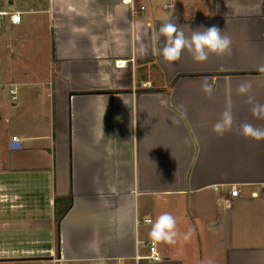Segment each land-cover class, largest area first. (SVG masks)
I'll return each instance as SVG.
<instances>
[{
  "label": "crops",
  "instance_id": "0c3cea01",
  "mask_svg": "<svg viewBox=\"0 0 264 264\" xmlns=\"http://www.w3.org/2000/svg\"><path fill=\"white\" fill-rule=\"evenodd\" d=\"M159 1L48 0L52 100L46 112L12 103L21 155L0 161V264H264V140L238 130L264 119L237 93L250 81L264 103V0ZM176 17L186 35L217 26L231 53L169 65L152 34ZM26 40L16 52L31 59ZM226 109L235 124L220 137ZM163 212L188 240L150 238L145 217Z\"/></svg>",
  "mask_w": 264,
  "mask_h": 264
},
{
  "label": "rangeland",
  "instance_id": "374dc122",
  "mask_svg": "<svg viewBox=\"0 0 264 264\" xmlns=\"http://www.w3.org/2000/svg\"><path fill=\"white\" fill-rule=\"evenodd\" d=\"M159 2L163 3V0ZM48 7V0H0L1 10L11 13L21 11L25 19L23 20L25 21L24 25H26L24 28L16 30L13 28L9 15L0 17V33L4 31L8 34V37L10 36L8 39L9 53L5 55L8 49L4 46L0 49V161L7 162L11 157L15 158L21 155V151L12 149L9 143L12 135L18 132L16 118L19 112L17 108L12 106V103L17 102L18 104L21 102L29 109L39 103L41 109L46 112L52 100L48 96L50 92L48 82L52 78L53 70L51 68L52 59H50L53 45L49 28V14L46 12ZM23 23H19L20 26ZM22 33L24 35H21ZM23 38L27 39L25 44L27 49L30 46L31 59L25 56L24 58L16 52L17 42L18 40L22 41ZM13 82L25 83V86H16L17 98L15 100L12 99L9 93L11 87L9 83ZM28 82L29 85H27ZM29 102L31 104H28ZM8 116L10 122L7 123Z\"/></svg>",
  "mask_w": 264,
  "mask_h": 264
},
{
  "label": "clouds",
  "instance_id": "9594fccd",
  "mask_svg": "<svg viewBox=\"0 0 264 264\" xmlns=\"http://www.w3.org/2000/svg\"><path fill=\"white\" fill-rule=\"evenodd\" d=\"M126 4H132L133 0H125ZM178 17L175 21L165 20L160 27L152 34L154 44L159 45L161 37L164 38L163 46L157 47L156 52L163 57V60L169 65L181 59L182 53L187 51L195 62L203 63L209 58V55L224 56L231 53L232 40L224 31L213 25L207 28L200 27L196 30L189 28L186 35L184 26L178 23ZM135 27V24H133ZM215 81L211 83L205 78L201 84L204 94L211 98L214 92ZM252 84L250 81L242 82L238 88L239 95L246 96V103L252 105L250 111L252 115L259 119H264V103H260L254 96L250 95ZM235 117L231 109L224 110L219 119L213 124L212 131L217 136H224L233 130ZM239 133L255 141L264 140V128L254 126L252 123L243 122L238 125ZM145 223L151 225L149 236L153 241L167 244H175L178 238L188 240L192 235V229L188 233L182 234L177 228L176 218L169 212H163L155 220L145 217ZM201 264H214L211 258H205Z\"/></svg>",
  "mask_w": 264,
  "mask_h": 264
},
{
  "label": "built area",
  "instance_id": "2783aa9c",
  "mask_svg": "<svg viewBox=\"0 0 264 264\" xmlns=\"http://www.w3.org/2000/svg\"><path fill=\"white\" fill-rule=\"evenodd\" d=\"M125 2V0H123ZM135 1L133 0L132 4H129L132 7V10L135 11ZM141 9L144 10L145 7L141 6ZM0 15H9L11 21L14 24H19L22 21V13L21 12H16V13H9V12H0ZM9 93L11 94V97L13 100L17 98V89L15 88H10ZM13 141H18V138L16 136L13 137ZM232 195L233 196H239V189L237 187H232ZM149 249H150V254L147 256V258L152 259L154 261H160L161 260V255L160 253L156 250L155 242H150L149 243Z\"/></svg>",
  "mask_w": 264,
  "mask_h": 264
},
{
  "label": "water",
  "instance_id": "95a60500",
  "mask_svg": "<svg viewBox=\"0 0 264 264\" xmlns=\"http://www.w3.org/2000/svg\"><path fill=\"white\" fill-rule=\"evenodd\" d=\"M20 147V143H17V142H11V148L12 149H17Z\"/></svg>",
  "mask_w": 264,
  "mask_h": 264
},
{
  "label": "trees",
  "instance_id": "16d2710c",
  "mask_svg": "<svg viewBox=\"0 0 264 264\" xmlns=\"http://www.w3.org/2000/svg\"><path fill=\"white\" fill-rule=\"evenodd\" d=\"M71 205V200H69V203H68V206H67V209L70 207ZM63 214H58V221L60 220V218L62 217Z\"/></svg>",
  "mask_w": 264,
  "mask_h": 264
}]
</instances>
